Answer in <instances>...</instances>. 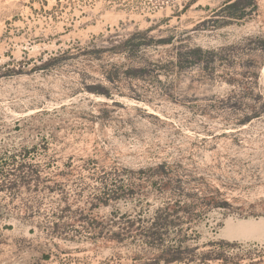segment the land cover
Here are the masks:
<instances>
[{
	"label": "rangeland",
	"instance_id": "obj_1",
	"mask_svg": "<svg viewBox=\"0 0 264 264\" xmlns=\"http://www.w3.org/2000/svg\"><path fill=\"white\" fill-rule=\"evenodd\" d=\"M0 264H264V0H0Z\"/></svg>",
	"mask_w": 264,
	"mask_h": 264
},
{
	"label": "bare ground",
	"instance_id": "obj_2",
	"mask_svg": "<svg viewBox=\"0 0 264 264\" xmlns=\"http://www.w3.org/2000/svg\"><path fill=\"white\" fill-rule=\"evenodd\" d=\"M240 224V223H239ZM243 225V224H242Z\"/></svg>",
	"mask_w": 264,
	"mask_h": 264
}]
</instances>
